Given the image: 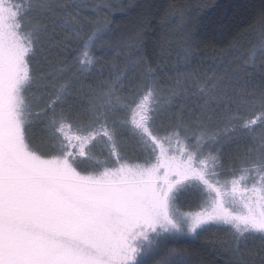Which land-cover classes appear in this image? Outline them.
<instances>
[{"label":"snow or ice","instance_id":"obj_1","mask_svg":"<svg viewBox=\"0 0 264 264\" xmlns=\"http://www.w3.org/2000/svg\"><path fill=\"white\" fill-rule=\"evenodd\" d=\"M73 7L71 0H0V264H146L162 242L209 224L230 229L236 264H248L241 245L259 238L264 250V87L239 74L209 78L197 81L192 101L187 80L163 87L147 67L138 85L129 81L127 95L123 72L87 91L81 83L88 103L73 120L72 106L64 107L73 81L111 51L112 31L97 22L86 33ZM60 35L75 38L74 59L55 75L34 73L37 46L42 39L59 45ZM259 35L242 71L258 51L264 58ZM166 113L175 124L160 135L154 124ZM38 118L46 135L35 144L30 130ZM125 131L134 157L120 144ZM173 138L179 155L165 147ZM239 142L253 146L221 182L222 147ZM209 143L214 150L205 153ZM97 144L108 152L104 159L92 151ZM189 188L202 200L207 194L204 211L177 208V192ZM229 196L233 203L240 197L239 211L229 210Z\"/></svg>","mask_w":264,"mask_h":264},{"label":"trees","instance_id":"obj_2","mask_svg":"<svg viewBox=\"0 0 264 264\" xmlns=\"http://www.w3.org/2000/svg\"><path fill=\"white\" fill-rule=\"evenodd\" d=\"M86 2L87 11L80 19L85 32H90L97 22L109 24L112 29L107 41L111 51L98 55L97 69H92L103 74L107 71V58L126 45L131 46L130 53L142 71L151 67L161 82L174 77L173 68L178 66L180 71L184 70L179 65L182 59L191 60L189 72L206 73L204 65L220 58L235 55L244 62L264 31V0ZM92 8H95L93 14L90 13ZM58 39L63 42L59 46L60 51L64 50L62 56L70 63L77 42L64 35ZM102 43L105 41L99 42L97 48ZM44 53L50 55L47 51ZM231 247L230 229L224 225H209L191 238H171L162 242L146 264H236ZM241 248L248 264H261L264 250L259 238L249 239ZM173 250V255L169 256Z\"/></svg>","mask_w":264,"mask_h":264},{"label":"rangeland","instance_id":"obj_3","mask_svg":"<svg viewBox=\"0 0 264 264\" xmlns=\"http://www.w3.org/2000/svg\"><path fill=\"white\" fill-rule=\"evenodd\" d=\"M87 0H71L74 7L71 9L73 14L79 13V19L83 17L85 12L87 11ZM14 3L19 4L20 0H13ZM95 12V8L91 9V14ZM60 44L57 45L56 43L49 42L47 40L41 41V43L36 48V55L32 59L31 67L34 71V73H44L45 75L51 73L52 75H55L62 64V62L65 61L64 57L62 56V52L64 50L60 51L59 48ZM47 51L50 55H46L44 52ZM131 46L126 45L122 47L120 51L117 52V54H114L107 59V71L102 75L100 71L96 70H85L82 75H80L76 80L73 81V86L71 89L70 95L66 98L65 102V110L67 111L69 106H72V111L70 113L71 118L75 120L76 113L79 111L82 107H86L88 103L87 96H82L79 92V89L81 88V83L83 84V87L85 91L89 87L92 88H98V86L104 82L109 80L110 76L117 75L121 72H123L125 75L123 77V83L125 85L124 95H127L129 87H132V85L129 84L130 80H134V83L138 85L141 80L143 79V68L141 65L134 59V57L130 53ZM256 62L255 65L249 64L246 68V71H242L241 69L245 66V61L243 62L240 60V58H237V56H227L225 58H220L219 60L215 61L214 63L212 61L206 63L204 65V71L208 72H201V73H195V72H189V69L191 70V60L189 59H182L181 62H179V65L181 69H184L182 71L179 70V68H173L174 71V77L172 78H166L163 82H161V85L163 87H171L175 85L176 80H187L188 84L187 87L189 89V96L191 97L192 101H195L197 97L191 96L192 92H196L198 90V83H203L204 80H207L209 78H215L216 80L223 79L224 82L229 81L230 78H232L235 74H239V76L243 77L244 80H250L252 86L254 87H264V58H262V54H259L255 58ZM97 69V66H96ZM187 69V70H185ZM73 71H76V68L73 69ZM194 74V75H192ZM65 79H70V77H65ZM64 80L58 81V83H63ZM47 83V81L45 82ZM34 93L36 95H39V91L36 89H33ZM178 107V104H173L171 106V111L175 112L176 108ZM38 110V109H37ZM170 113H166L164 115V118H157L154 124L153 131L159 132L160 135H164L166 130L170 125H174V120H169L167 117ZM31 137L34 143L40 144L42 141V138L46 135L45 133V122H42V118H38V122L32 127L31 129ZM237 139H239L237 137ZM120 144L125 149V154L134 157L138 155V151L136 149V143L132 135L125 131L123 136L120 137ZM189 148H191L194 144L193 140H189L186 142ZM253 146L251 143H226L222 147L221 151V160L223 161L224 167L221 170L224 174L219 177L221 182L230 180V169L237 166L239 168V158L243 157V154L247 151V149ZM166 149H169L170 154H176L179 155L178 152V146L176 145L175 138L171 142H165ZM219 147V145L215 146ZM102 145L97 144L95 147L92 148V151L100 157V159H104L108 152L107 150H104L101 153ZM210 149L214 150V146L212 144H208L204 148V152L207 153ZM132 162L135 163H141V160H133ZM155 162V159L153 158V163ZM238 174V173H237ZM162 175V174H161ZM215 179V178H214ZM252 179L247 180L242 184V187H250L252 184ZM187 184L188 182H184ZM228 189L230 190L231 185H227ZM202 188V186H201ZM207 199V194L205 193V196L203 200ZM227 207L229 210H236L239 211V199L240 197H237V201L235 203L232 202L231 197H227ZM200 194L198 192H194L191 188L188 190L181 189L177 192V203L176 206L181 212H188V213H197L205 210V203L203 202ZM209 225H219V224H209ZM206 225V226H209ZM204 226V227H206ZM225 226V225H224ZM203 227V228H204ZM199 231V230H198ZM195 234V233H194ZM194 234H188V235H182L175 237L174 239L181 238V239H188L191 238Z\"/></svg>","mask_w":264,"mask_h":264}]
</instances>
